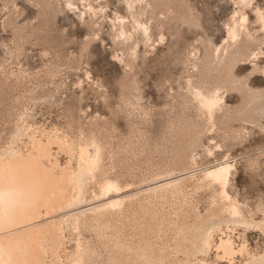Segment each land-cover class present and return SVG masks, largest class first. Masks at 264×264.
Returning <instances> with one entry per match:
<instances>
[{
  "label": "rangeland",
  "instance_id": "374dc122",
  "mask_svg": "<svg viewBox=\"0 0 264 264\" xmlns=\"http://www.w3.org/2000/svg\"><path fill=\"white\" fill-rule=\"evenodd\" d=\"M176 2L174 10L181 13L186 3L191 5L197 23L178 21L172 14L164 21L154 20L152 39L143 44L138 38V53L129 65V49L112 41L108 22L115 13L131 20L121 1L0 0V152L12 144L16 126L28 123L39 132H56L73 140L97 138L102 147V168L88 183L81 208L95 202L92 192L101 180L110 177L123 187L121 195H135L125 208L129 214H139L149 188L184 177L189 189L179 213L191 224L192 211L204 214L211 205L208 189L189 187L193 177L199 178L207 168L226 159L235 162L232 181L237 195L251 204L264 198V116H248L245 101L238 111L241 95L225 86L220 93L232 110L217 113L212 124L191 95L194 85L204 84L203 64L198 62L196 70L195 56L203 57L208 42L223 43L237 5L233 0ZM84 3L105 8L97 17L101 22L99 36L91 24L78 17V8ZM256 4L264 10V0H252L244 9L251 32L263 40L264 30L251 10ZM141 15L144 19L148 12ZM160 33L164 36L161 40ZM261 49L264 51V41ZM260 51L252 44L246 55L237 57L233 69L251 86L264 88V73L252 69L253 53H258L260 64L264 62V52ZM212 75L203 80L210 81ZM166 210L170 212L171 207L165 206ZM254 216L258 220L261 215ZM129 226L126 223L125 230L137 239L140 231H129ZM230 230L238 241L242 227ZM78 234L93 243L98 255L86 264H104L109 248L97 240L87 224L65 229L60 249L64 261L60 264H73L65 257L74 249ZM174 234L169 228L156 239L154 229H150L144 237L153 248L161 244L171 251ZM246 236L250 246H264L259 229L247 230ZM214 255L213 248L208 258ZM241 260L237 255L234 261L220 264H242Z\"/></svg>",
  "mask_w": 264,
  "mask_h": 264
},
{
  "label": "bare ground",
  "instance_id": "6f19581e",
  "mask_svg": "<svg viewBox=\"0 0 264 264\" xmlns=\"http://www.w3.org/2000/svg\"><path fill=\"white\" fill-rule=\"evenodd\" d=\"M118 1L129 10L131 20L115 13L108 22L112 41L129 49L130 57L126 61L129 65L134 63L139 41L147 44L152 39L154 20L164 21L172 14L178 21L197 23L193 7L188 3L181 13L173 7L178 4L177 0ZM233 1L237 9L227 25L223 43L212 45L208 42L203 57L197 59L195 56L193 61L196 70L198 62L202 61L204 84L194 85L191 95L205 120L212 124H215L217 113L232 110L220 93L225 86L236 89L241 95L238 111L245 101L248 116H264V88L251 86L233 69L237 57L246 55L252 44H257L259 51L264 52L261 49L264 39L257 38L247 23L249 15L244 8L252 0ZM251 10L264 30V10L257 4ZM78 11L79 19L91 24L99 36L101 22L97 17L105 13V8L96 9L84 3ZM145 11L148 15L143 19L141 14ZM159 35L161 40L164 36ZM93 38L86 40L84 47ZM258 59V53H253L252 69L264 73V62L260 64ZM211 73L210 81L203 80ZM39 131L32 123L26 127L16 126L12 144L0 152V264H60L64 261L60 249L65 229H78L81 224L93 228L97 240L109 248L104 264H220L223 260L234 261L237 255L242 258V264H264V246H250L246 236L251 228L259 229L264 235V198L251 204L237 195L232 181L235 162L226 159L207 168L199 178L192 176L193 183L189 187L208 189L211 205L204 214L192 211L194 221L191 224L181 219L179 213L189 189H186L184 177L149 188L141 201L139 214L134 213L136 211L129 214L128 207L125 208L127 203L126 206L132 204L135 195H121L122 186L110 177L101 180L96 190L91 191L95 202L81 208L87 198L88 183L102 168L100 142L93 136H77L78 139L73 140L56 132ZM63 157L66 159L62 161ZM167 205L171 207L170 212L165 211ZM61 211L66 213L60 214ZM256 213L261 215L258 220L254 216ZM126 223L130 224L129 231H140L137 239L125 230ZM151 223L154 226H150ZM237 226L242 227L238 241L230 230ZM223 227L226 231H222ZM169 228L175 233L170 240L171 251L161 244L153 248L144 237L146 231L154 229L155 238L160 239V233ZM213 248L214 258L209 259ZM96 258L93 243L79 234L74 249L65 257L73 264H86Z\"/></svg>",
  "mask_w": 264,
  "mask_h": 264
}]
</instances>
